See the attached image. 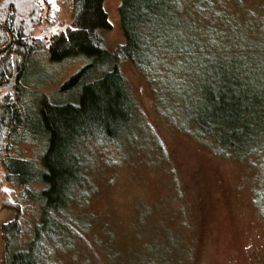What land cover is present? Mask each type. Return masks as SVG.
I'll return each instance as SVG.
<instances>
[{
	"label": "rangeland",
	"instance_id": "1",
	"mask_svg": "<svg viewBox=\"0 0 264 264\" xmlns=\"http://www.w3.org/2000/svg\"><path fill=\"white\" fill-rule=\"evenodd\" d=\"M120 2L103 0L111 29L102 32V41L110 49L125 41ZM193 4L187 2V10L195 9ZM205 4L207 10L195 18L203 17L204 25L214 22L217 30L211 36L191 23L183 25L187 42L199 55L185 61L171 56L161 60L162 69L154 76L157 83L129 63L121 66L147 136L133 119L120 130L116 143L89 147L91 186L86 198L84 190L79 194L83 201L71 207L87 224L75 239L65 232L58 235L66 241L52 246V264H264V208L257 202L264 197V151L220 156L211 139L190 132L205 56L228 53L225 57L238 55L250 67L261 70L264 65V45L246 31L250 24L264 38V0H206ZM49 9V24H73L71 0H53ZM42 24H28V34H40ZM45 54L43 45L37 54L40 64L29 69L26 87L30 88L22 99L34 107L40 94L46 93L56 103L72 102L73 94L57 90L88 58L53 63ZM12 57L16 68L22 56L9 53V64ZM13 93L0 91V98L14 102L19 94ZM72 146L86 151L81 141ZM42 149L41 140L24 136L10 143L9 154L37 161ZM2 170L0 166V264H6L1 226L18 215L17 244L24 247L40 205L31 199L22 201L20 188L7 181ZM42 187L30 185L34 191ZM9 205H18L19 210Z\"/></svg>",
	"mask_w": 264,
	"mask_h": 264
},
{
	"label": "trees",
	"instance_id": "2",
	"mask_svg": "<svg viewBox=\"0 0 264 264\" xmlns=\"http://www.w3.org/2000/svg\"><path fill=\"white\" fill-rule=\"evenodd\" d=\"M27 1L34 5L25 0L0 3V85L15 74L14 90L19 94L14 102L0 98V166L5 179L20 188L22 201H38L39 217L24 247L17 244L21 232L18 215L2 225L1 232L6 264H52V246L60 247L66 241L58 235L65 232L75 239L87 224L71 207L83 201L79 194L84 190L86 198L91 186L89 147L116 143L120 130L133 119L147 136L121 66L129 63L156 82L161 60L171 56L185 61L199 55L195 45L187 42L185 23L203 28L209 36L217 29L213 21L204 25L200 22L203 17L195 18L207 10L206 0H121L119 17L125 41L110 49L102 41V32L111 29L103 0H71L73 24H64L56 35L44 40L28 34L27 26L47 22L50 9L39 0ZM187 2L194 3L195 9L187 10ZM246 27L264 45L263 34L257 36L250 24ZM43 45L45 56L53 63L75 56L88 58L57 90L73 94L72 102L56 103L46 93L40 94L34 107L22 99L30 88L26 87L29 69L40 64L37 54ZM9 53L22 56L15 71L8 63ZM262 53L264 60V47ZM226 54L205 56L198 80L199 106L189 131L203 140L211 139L220 156L264 151V65L256 69L238 55L227 58ZM24 136L43 142L37 161L9 154L10 143ZM78 141L85 143V153L73 149ZM34 183L42 184L41 190H31ZM257 202L264 208V197ZM7 207L19 210L18 205Z\"/></svg>",
	"mask_w": 264,
	"mask_h": 264
},
{
	"label": "flooded vegetation",
	"instance_id": "3",
	"mask_svg": "<svg viewBox=\"0 0 264 264\" xmlns=\"http://www.w3.org/2000/svg\"><path fill=\"white\" fill-rule=\"evenodd\" d=\"M52 1L53 0H51V2H49V0H43V2L41 3L42 5H43V7H45V8H51V4H52ZM46 17V16H45ZM45 19V18H44ZM55 26H57V28H56V30L55 31H53V28L55 27ZM43 27H50V29L48 30V34H45V35H43V36H39V35H37V37H39V38H41V37H46L47 39H50V37L51 36H53V35H56L57 34V32L59 31V30H61V28L63 27V26H59L57 23H54V24H49L48 22H45L44 21V23L42 24V26H41V29L43 28ZM39 34V33H38ZM13 58L14 57H12V62H11V65H12V67H13V71H15V65H14V63H13ZM10 81H11V79H10ZM9 81V82H10ZM8 82V83H9ZM5 84H7V82L5 83ZM14 83H13V85H12V92H10V91H8L10 94H14L13 92H14Z\"/></svg>",
	"mask_w": 264,
	"mask_h": 264
},
{
	"label": "water",
	"instance_id": "4",
	"mask_svg": "<svg viewBox=\"0 0 264 264\" xmlns=\"http://www.w3.org/2000/svg\"><path fill=\"white\" fill-rule=\"evenodd\" d=\"M39 2L42 3L43 0H39ZM56 28H57V26H55L53 28V31H55ZM49 29H50V27H43L41 32H40V34H38V35L42 36V35L48 34L47 32H48ZM14 79H15V74L12 76L11 81L9 83L0 86V91H10V92H12L11 89H12V85L14 83ZM3 189H5V188H3Z\"/></svg>",
	"mask_w": 264,
	"mask_h": 264
},
{
	"label": "snow or ice",
	"instance_id": "5",
	"mask_svg": "<svg viewBox=\"0 0 264 264\" xmlns=\"http://www.w3.org/2000/svg\"><path fill=\"white\" fill-rule=\"evenodd\" d=\"M49 2H51V0H49Z\"/></svg>",
	"mask_w": 264,
	"mask_h": 264
}]
</instances>
